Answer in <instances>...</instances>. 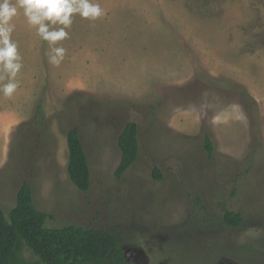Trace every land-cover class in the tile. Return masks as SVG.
Here are the masks:
<instances>
[{
	"label": "rangeland",
	"instance_id": "374dc122",
	"mask_svg": "<svg viewBox=\"0 0 264 264\" xmlns=\"http://www.w3.org/2000/svg\"><path fill=\"white\" fill-rule=\"evenodd\" d=\"M89 3L103 15L71 17L58 67L23 9L9 22L22 67L12 97L0 91V208L27 182L47 227L106 229L135 264H264V0ZM0 76L2 89L3 65ZM130 121L139 153L117 179ZM72 128L87 191L67 173ZM224 209L241 223L226 225Z\"/></svg>",
	"mask_w": 264,
	"mask_h": 264
},
{
	"label": "trees",
	"instance_id": "16d2710c",
	"mask_svg": "<svg viewBox=\"0 0 264 264\" xmlns=\"http://www.w3.org/2000/svg\"><path fill=\"white\" fill-rule=\"evenodd\" d=\"M67 173L80 190L91 185L87 154L76 128L67 133ZM121 157L114 176L120 179L134 164L139 153L138 127L127 122L118 136ZM204 148L210 156L213 152L211 139L206 136ZM153 176L161 178L157 167ZM49 214L34 204L32 188L23 182L16 195V204L8 214L0 208V264H135L126 258L120 239L112 232L88 226L63 225L47 227ZM224 223L237 226L242 215L224 209ZM29 248L39 261L32 263L23 256Z\"/></svg>",
	"mask_w": 264,
	"mask_h": 264
},
{
	"label": "clouds",
	"instance_id": "9594fccd",
	"mask_svg": "<svg viewBox=\"0 0 264 264\" xmlns=\"http://www.w3.org/2000/svg\"><path fill=\"white\" fill-rule=\"evenodd\" d=\"M17 8L23 9L29 26L36 28V34L49 44V63L56 67L63 60L65 49L53 46L69 38L65 29L70 28L71 17L78 14L82 19L95 21L103 15L99 5L91 4L89 0H16L15 5L10 0H0V45H3L0 47V65L9 80L0 91L6 99H10L18 88L14 81L22 67L17 46L10 41L14 29L9 22L17 15ZM49 25L62 27L50 31ZM3 80L0 76V81Z\"/></svg>",
	"mask_w": 264,
	"mask_h": 264
}]
</instances>
